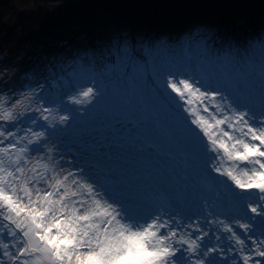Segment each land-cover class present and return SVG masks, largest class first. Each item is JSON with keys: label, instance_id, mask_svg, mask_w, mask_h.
I'll return each instance as SVG.
<instances>
[{"label": "snow or ice", "instance_id": "1", "mask_svg": "<svg viewBox=\"0 0 264 264\" xmlns=\"http://www.w3.org/2000/svg\"><path fill=\"white\" fill-rule=\"evenodd\" d=\"M164 88L183 102L207 171L224 178L220 199L198 214L114 194L58 151L48 130L69 117L41 103L40 85L0 91V264H264V113L200 80L173 74ZM235 206L239 218H219Z\"/></svg>", "mask_w": 264, "mask_h": 264}, {"label": "rangeland", "instance_id": "2", "mask_svg": "<svg viewBox=\"0 0 264 264\" xmlns=\"http://www.w3.org/2000/svg\"><path fill=\"white\" fill-rule=\"evenodd\" d=\"M137 21L132 19L129 24L115 22L109 26L110 30H113L112 35L93 40V43L97 41L99 45L103 41L102 45L107 50H102L104 54L94 50L92 51L94 55L90 53L85 56L92 57V62L96 65L105 62L106 71L97 67L87 71L81 70L75 90L71 95L68 93L70 97H66L64 102H60L57 97L52 102L41 101L46 107L54 106L52 109L55 117L58 118L60 115L69 117L64 124H57L48 131L56 141L58 151L64 154L66 160L93 168L96 179L109 186L114 194L127 198L145 209L152 207V210H155L159 206L156 198L158 189L167 187L174 193L179 208L190 215L198 214L201 203H211L212 197L216 195L209 198L204 191L203 176L209 172L205 166L202 149L190 129L194 126L190 125L188 113L180 107L183 102L177 103L173 100L175 94L164 88L165 80L173 74L180 79L200 80L206 89L224 92L240 108L260 114L264 113V73L257 74L260 77L256 79L257 71L249 72L250 54L243 50H240L243 58L240 62L235 61L239 58L238 54L234 60L222 56L224 53H221L220 60H217L218 55L212 52L208 59L206 54L203 57L201 52L205 51L204 49L210 51L211 46L223 49V46L214 45L211 36L217 30L209 24L199 22L196 26L181 27L177 22V25H174L175 30L171 31V34L177 33L171 40L172 46L160 42L161 47L155 44L156 46L145 48L146 46L140 44V40L156 41L158 33H152L144 28L147 26L149 29V25L136 26ZM184 35L187 38L182 39ZM135 38L138 43L135 42ZM190 44L191 46L194 44L192 51L189 48ZM258 53L263 63L264 52ZM15 58V54L5 59L0 54V91L15 93L14 83L18 81L22 72H30L29 74L34 72L40 79L34 69L26 71L22 66L16 68L19 66H16ZM9 59L13 60L12 64L8 63ZM256 60L260 62V58L256 57ZM222 62L225 67L243 65V69L247 64L248 76L245 82L241 78L238 84L240 92L233 86L229 87L228 83L231 81L227 77L216 81L213 71L220 75ZM201 64L207 66L204 67L205 70H210L211 83L200 71L203 68ZM24 79L29 81L30 78H27L26 74ZM34 81L31 84L27 83V86L35 88ZM88 87H93L97 95L88 99L80 97L79 92ZM62 94L65 97L67 91ZM71 96L82 99L83 104L71 103ZM136 133L141 134V137L147 136L151 146L144 141H138ZM135 143L141 144L142 148ZM164 143L166 147H161ZM179 144L182 145L177 148ZM182 149L192 153L190 163L192 166L183 164V157L179 155ZM95 162L112 169L110 175L116 178L114 186L105 182L103 172L94 166ZM152 166L157 169L156 178L153 175L146 176L144 173L146 170L153 172ZM171 166H174L176 171L171 169ZM188 170L194 172L191 179L184 176ZM136 173L140 174L139 178ZM153 179H156L155 187L152 185ZM176 179L178 181L174 182ZM189 180L193 181L190 183ZM223 180V177H218V181ZM222 187L219 182L217 194H220ZM200 193L206 196H201ZM186 204L192 208H186ZM241 214L242 210L238 207L234 212L219 218L231 222L232 218H239ZM256 226L254 223V228ZM258 226H264V223ZM237 231L242 233L240 229Z\"/></svg>", "mask_w": 264, "mask_h": 264}, {"label": "trees", "instance_id": "3", "mask_svg": "<svg viewBox=\"0 0 264 264\" xmlns=\"http://www.w3.org/2000/svg\"><path fill=\"white\" fill-rule=\"evenodd\" d=\"M140 14L139 21L149 25V29L144 28L159 34L156 41L140 40L143 47L154 46L151 42L160 46L164 40L171 45L177 35L171 31L177 22L181 27L200 22L216 27L214 38L232 39L239 52H264V0H0V54L4 59L15 54V64L19 66L16 68L34 69L40 76L39 79L34 72H22L24 75L19 74L14 83V92H25L31 88L27 83L35 80L34 87L40 85L43 89V100L52 102L57 97L64 102L75 90L81 70L107 69L105 62L96 65L92 57L85 56L94 55V50L101 54L107 50L103 41L99 45L93 40L112 35L111 24H129ZM219 17L223 28L217 22ZM189 46L194 50V44ZM210 49L215 55L222 51L213 46ZM9 62L12 64L13 60ZM235 71L232 69L231 73ZM26 74L29 81L24 79ZM66 91L64 97L62 92Z\"/></svg>", "mask_w": 264, "mask_h": 264}, {"label": "bare ground", "instance_id": "4", "mask_svg": "<svg viewBox=\"0 0 264 264\" xmlns=\"http://www.w3.org/2000/svg\"><path fill=\"white\" fill-rule=\"evenodd\" d=\"M139 16V15H138ZM139 18H141L140 16H139ZM207 21H210V18H207L206 19ZM144 20H141V22H143ZM162 26H165V24H162ZM159 27V25L158 24H156V28H158ZM231 41H233L232 39H229V40H219V41H217L216 42V44H217V46H220V47H224V46H226V44H228V43H232ZM227 49H228V46H227ZM229 51L231 52L232 50L229 48ZM249 53V52H248ZM210 56V55H209ZM263 64H264V62H263ZM232 66H236V65H232ZM216 71H217V69H216ZM216 75V74H215ZM219 76H222L221 75V72H220V75H216V79L219 77ZM222 79H223V76H222ZM243 98H244V96H243ZM135 145H138L139 146V144H137V143H135ZM158 159V158H157ZM152 161V160H151ZM154 163V162H153ZM190 166H192V164L190 165ZM189 166V167H190ZM152 168H153V166H152ZM171 169H173L174 171H176V168L174 167V166H171ZM153 172H152V175L153 176H155V178H156V174L157 173H155V172H157V169H156V167H154L153 169ZM154 173V174H153ZM173 175H175V173H173ZM193 175H194V172L193 171H191V170H188L187 171V178L188 179H191L192 177H193ZM154 181H152V185H153V187H155L157 184L155 183V181H156V179H153ZM178 180L176 179V181H174V182H177ZM190 181V183L193 181V180H189ZM200 195L201 196H203V194L202 193H200ZM205 196V195H204ZM198 207V206H197ZM200 207V206H199ZM226 214H227V212H226ZM264 222H262V224H263Z\"/></svg>", "mask_w": 264, "mask_h": 264}]
</instances>
